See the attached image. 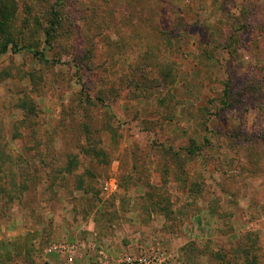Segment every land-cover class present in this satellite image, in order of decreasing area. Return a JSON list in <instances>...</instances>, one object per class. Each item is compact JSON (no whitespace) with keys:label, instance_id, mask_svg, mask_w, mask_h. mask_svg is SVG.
Segmentation results:
<instances>
[{"label":"rangeland","instance_id":"obj_1","mask_svg":"<svg viewBox=\"0 0 264 264\" xmlns=\"http://www.w3.org/2000/svg\"><path fill=\"white\" fill-rule=\"evenodd\" d=\"M54 1L0 53V264H264V0H61L49 45Z\"/></svg>","mask_w":264,"mask_h":264},{"label":"trees","instance_id":"obj_2","mask_svg":"<svg viewBox=\"0 0 264 264\" xmlns=\"http://www.w3.org/2000/svg\"><path fill=\"white\" fill-rule=\"evenodd\" d=\"M61 7V0H55L54 3L50 5L49 11L47 13V15H50L49 19H47L46 24L41 28L42 33L45 35L46 41L49 45L52 44L54 36H57L58 30L61 27ZM19 11L20 10L16 0H0V35L3 36V41H1L0 44V53H4L8 49L16 52L19 49L17 48L16 42L14 41L10 32L13 27L17 29L18 24L16 26V20L18 23L20 18L18 17L20 15ZM25 14L26 15L22 20L23 23L20 29L29 28L28 22L30 16L28 13ZM17 32L19 33L18 30ZM146 63L147 60L142 64L145 65Z\"/></svg>","mask_w":264,"mask_h":264},{"label":"built area","instance_id":"obj_3","mask_svg":"<svg viewBox=\"0 0 264 264\" xmlns=\"http://www.w3.org/2000/svg\"><path fill=\"white\" fill-rule=\"evenodd\" d=\"M106 188V187H105ZM92 248L97 251L99 256L106 257L104 250L95 242H84V241H76V242H70V241H61V242H54L50 244L47 248L44 250L46 252L54 251L55 253L61 254L65 261L70 262L72 261L73 255L76 253V250L83 248ZM116 264H160V259L152 254H132L128 253L121 257H119L116 260Z\"/></svg>","mask_w":264,"mask_h":264}]
</instances>
